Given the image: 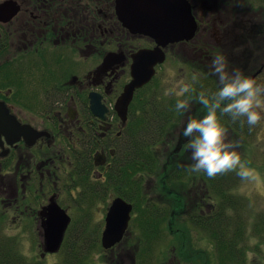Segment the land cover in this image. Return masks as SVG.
I'll return each instance as SVG.
<instances>
[{
	"label": "flooded vegetation",
	"instance_id": "1",
	"mask_svg": "<svg viewBox=\"0 0 264 264\" xmlns=\"http://www.w3.org/2000/svg\"><path fill=\"white\" fill-rule=\"evenodd\" d=\"M12 1L15 8L0 21V103L7 119H14L20 128L17 130L18 126L9 121L12 131L1 138L0 237L12 239L19 245L26 232L39 231L40 239L36 242L41 250L39 261L43 262L62 252L69 230L78 225L90 228V215L99 210H93L94 202L90 201L93 189L99 193L102 189L107 195L101 198L108 201L106 216L113 202L122 199L133 206V220L134 204L117 196L108 180L116 164L126 162L118 160L117 145L124 147L128 126L133 119L142 116L141 90L153 87L159 70L169 62L172 53L176 49L185 50L195 39L170 44L164 49L165 63L156 67V75L149 84L135 91L127 121L123 122L116 104L133 80V57L142 50L155 49L156 42L148 36L132 33L123 25L117 14V0ZM188 1L199 26L195 38L204 39L202 48H197L200 53L207 55L209 52L206 43L209 44L210 38L203 36L212 34L233 53L234 64L239 59L236 55L245 56L248 62L245 74L264 83V61L252 71L261 57L260 50H264V14L261 12L264 8H255L264 7V0H243L244 6L238 0ZM210 1H215L217 8L218 3L224 5L222 8L229 12L228 26L222 27L225 22L221 18L212 26L205 25L200 14L209 23V16L202 11L209 9ZM255 10L260 11L259 18ZM220 11L219 16L224 18L222 9ZM109 56L111 61L104 66ZM165 96L176 101L175 96ZM93 98L99 99L106 110L105 119L94 114ZM184 114L188 120L196 112L189 110ZM181 120L185 128L187 121L183 123V117ZM228 127L230 133H238V125ZM186 154L189 155L190 150H186ZM201 177V190L196 196L199 205L188 209L183 220L198 213L202 228L213 225L210 222L214 221L217 230L221 225L222 192L207 189L205 175ZM231 194L234 206L231 211L236 215L241 213V223L247 231L246 239L240 242L241 248L238 242L235 246V256L223 255L221 238H212L208 232L200 231L197 244L189 241L179 254L176 247L173 249L174 258L164 254L162 260L152 261L148 255L150 251L142 256V249L138 257H146V264H222L224 259L233 257L241 264L264 260V250L255 254L248 244L252 238L250 230L256 223L263 229L260 233L264 232V207L256 206L254 194L248 190L237 187ZM55 206L67 214L70 224L60 251L49 254L45 250V230ZM169 210L174 216L172 209ZM127 233L120 244L106 252L121 246V249L127 247L124 252H130L128 245L135 240L128 239ZM133 264L144 262L140 259Z\"/></svg>",
	"mask_w": 264,
	"mask_h": 264
},
{
	"label": "trees",
	"instance_id": "2",
	"mask_svg": "<svg viewBox=\"0 0 264 264\" xmlns=\"http://www.w3.org/2000/svg\"><path fill=\"white\" fill-rule=\"evenodd\" d=\"M209 75L211 74L209 73ZM209 75L206 74L202 77L199 73L200 80L199 84L196 85L197 90L201 86L212 90L216 89L217 78L215 79L213 75ZM140 96L142 116L133 119L130 126H128V137L124 147L117 145L118 160L124 159L126 162L123 165L118 162L116 164L117 168L112 169L108 175V180H111L113 184L114 193L117 196H123L125 200L134 204L135 212L138 216L135 222L139 226L140 231L143 233L147 231L149 235L150 233L153 235L152 238L159 239L165 228L164 225L171 224V211L168 210L170 206L167 205V200L165 201L164 199L165 196L151 195L149 189L146 188V180L159 177L161 169L163 171L161 174L163 179L161 180L162 186L160 190L166 195L171 186H183L184 181L188 180V176L197 179L200 175H205L204 182L207 183V189L222 192L220 229L218 228L219 231H217L218 229L215 230L218 225L217 222L212 221L210 223L213 225L205 226L203 227L205 230H203L198 213L190 214L189 217L184 218L183 223L188 222V226L192 227L193 230L208 232L212 238H221L223 255L235 256L234 249L237 242L239 248H241L240 242L245 240L247 235L246 227L241 223V213L236 215L231 211L232 207H234L231 204L233 200L231 193L237 187H240L241 178L235 172L216 176L213 179L208 178L204 173L189 174L187 171L189 162L184 146L181 147L179 155L177 151L171 149V152L168 148V152L166 151L164 154L162 152L163 159H161L157 154L156 146L166 141L170 129L178 125L183 115L176 112V101L169 99L165 95L156 94L152 89V85L141 90ZM192 105L195 104L192 103ZM193 111L197 113L198 110L194 109ZM222 122L231 128L238 125V135L241 137L247 135L249 138H253L258 131L256 127L251 129L247 126L246 119L243 123L240 121L232 122L229 117L225 116L222 117ZM181 139H183L182 143L185 139L187 140L186 137ZM162 164L163 166L161 167ZM201 176L200 178H202ZM216 185H219L217 189ZM106 196L102 189L100 193L93 189L90 192V201L94 202L101 198L104 199ZM238 200L243 199L238 198ZM157 204H161L164 207ZM238 217H240V221H237ZM91 229L82 228L78 225V228L69 230L66 241L63 244V262L61 264H90L92 254L98 250H103L100 242L101 232L98 230L92 231ZM255 229L260 232L263 231L262 227L257 226V224ZM167 235L169 234L167 233ZM233 258L224 259L222 264H241L240 260ZM0 264H43V262L28 261L20 253L18 244L12 239L0 237Z\"/></svg>",
	"mask_w": 264,
	"mask_h": 264
},
{
	"label": "rangeland",
	"instance_id": "3",
	"mask_svg": "<svg viewBox=\"0 0 264 264\" xmlns=\"http://www.w3.org/2000/svg\"><path fill=\"white\" fill-rule=\"evenodd\" d=\"M7 1V0H0V3ZM238 2H242L241 5L244 6L246 2L243 0H238ZM224 4V2H222ZM245 3V4H243ZM215 1L209 2V9L207 8L206 11H202L203 13H206L209 16V23L207 22V18L201 16L205 20L206 26H212L216 23V21L224 20L225 23L221 24L224 28L225 25L228 26L229 20L227 21V17L229 12H226L222 6V4L218 3V8L214 7ZM230 5V4H227ZM215 8L218 9V11L215 12ZM255 8H264V7H257ZM222 9L224 18L222 16H219L220 10ZM260 10V9H258ZM208 11V12H207ZM231 11V10H230ZM264 14V11H261ZM255 16L259 18L260 11L255 10ZM255 17V20H258ZM219 18H221L219 20ZM216 20V21H215ZM215 21V23H214ZM228 23V24H227ZM211 29V28H210ZM210 31V30H209ZM205 38H210L208 40L209 44L206 40V49H208L207 55H203V52L200 53V49L202 48V41L204 40L201 38V36L195 38V40L190 44L189 47L185 48V50L179 51L176 49L170 59L169 62L159 70V73L157 75V78L154 82V85L152 89L156 92V94L165 95V92L167 89L172 88L174 86H177L180 81L184 82H190L191 77L195 73H200V75L203 77L206 74H211V61L213 57L216 54H223L227 60H228V68L229 70L238 68L244 73H246L247 68V60L245 59V56H239V59L234 64L233 60V53L228 52L226 50V44L222 43L221 41H216V37L212 34H206L203 36ZM204 43V42H203ZM199 50H198V49ZM257 51V50H256ZM257 54L259 51L256 52ZM261 57L256 60L254 67L252 66V71L255 68H259V65L264 61V50H260ZM254 68V69H253ZM246 69V70H245ZM251 71V69L249 70ZM212 76V75H209ZM215 77V76H214ZM216 79V77H215ZM217 81V79H216ZM174 96V95H169ZM176 98V97H175ZM195 105L191 104L190 111H193L194 109H197V113L195 115L191 114V116H202L204 114V109L201 105H199L196 102H192ZM180 123L174 127H172L169 131V134L166 138V141L163 143L161 142L159 145L156 146L157 154L160 156L161 159L164 152H168L169 150L172 152L177 151V154L179 155L181 152V145L185 143V141L182 143L184 137L183 131L184 128ZM187 121V118L185 117V114L183 116V123ZM224 125L227 126V124L224 123ZM264 120L261 121L260 124L256 125V130L258 129L257 133L254 134L253 138H249L247 135L241 137L239 132L237 134H234L233 132L230 133V130H228V139L229 140H235L240 142V147L237 149L240 154L242 160L249 163L250 168L254 169L253 172V179L250 181H242L243 183L240 184L239 189H245L254 194L255 204L256 206H260L261 208L264 207ZM254 127V128H255ZM169 148V150H168ZM172 149V150H171ZM163 152V154H162ZM189 164L187 167L193 163L191 159V151L190 154L186 156ZM168 162V161H167ZM163 164L161 165V167ZM162 172L160 169V175L159 177H154L152 179L146 180V188L149 189V192H151V195L154 196H165V201L167 200V205L170 206L172 209V212H174V216H170V225H164L165 230L163 229V233L161 235V238H152V234L150 235L145 231L144 233L140 231L139 226L136 224L135 220L138 218L137 214H133V221L130 222L129 227V233H127L128 239H133L135 242L128 245L130 252H124V247L121 249L113 250L112 252H106L104 250H98L94 252L90 258V264H133L135 261H139L140 259L143 260L144 264L145 260L147 259L144 257V259L139 256V250L142 249V256L145 254V252H149V258L153 260H162L164 254L170 255L172 258L174 253L173 249L176 247L177 254H179L186 245H188V242L191 241L192 243H196L200 240L199 231L193 230L192 227H189V223H183V215H186V212L188 209L199 205V201L196 198L198 195V191L201 190V180L200 176L197 177V179L193 178L192 176H188V180L184 181L183 186H176L173 185L169 188V191L166 195L160 190L162 184L161 180ZM178 185V184H177ZM242 186V187H241ZM163 193V195H162ZM161 201V200H160ZM93 202V201H92ZM108 201L104 202L102 199H98L94 201L93 210L94 208H99V210H95L90 215V228H92V231H100L102 235V231L104 229V219L106 216V206ZM160 206H163L161 204H157ZM164 207V206H163ZM169 210V209H168ZM170 211V210H169ZM168 211V212H169ZM257 218V216H256ZM259 220H261L259 218ZM257 222V219L255 220ZM257 224V223H256ZM256 226V225H255ZM250 235H252V238L250 239L249 246L250 248L254 249L255 254L260 253V251L264 250V232L260 233V231L256 230L255 228L250 230ZM39 231L34 230V233L32 230L26 232L19 240V251L23 256L29 257L28 261H35L41 259V250L37 246L36 240L40 239V235L38 234ZM167 233L169 235H167ZM150 236V238H149ZM169 238V239H168ZM193 238V239H192ZM199 239V240H197ZM193 240V241H192ZM186 241V242H185ZM101 242V237H100ZM186 244V245H185ZM183 245V246H181ZM141 246V248H140ZM187 248V247H186ZM103 249V248H102ZM113 253V254H112ZM116 256V257H115ZM145 256V255H144ZM115 257V258H114ZM63 254L62 252L55 256H50L48 258L43 259L44 264H61L63 262ZM261 261L256 260L255 264H264L263 258L260 259ZM155 262V261H154Z\"/></svg>",
	"mask_w": 264,
	"mask_h": 264
},
{
	"label": "water",
	"instance_id": "4",
	"mask_svg": "<svg viewBox=\"0 0 264 264\" xmlns=\"http://www.w3.org/2000/svg\"><path fill=\"white\" fill-rule=\"evenodd\" d=\"M116 3L117 14L123 25L132 33L152 38L157 44L155 49L142 50L133 57V80L126 86L116 104L117 112L122 121L126 122L128 108L135 91L149 84L156 75V67L165 63L164 49L170 44L194 40L199 26L188 0H117ZM15 6L12 0L1 3L0 21L3 15H7ZM110 61L109 56L103 63L104 66ZM92 109L96 116L105 119L106 110L100 105L99 99L93 98ZM3 111V105L0 103V146L2 136L9 135L12 131L9 121L14 122V119H7ZM15 126H18L17 130L20 128L17 123ZM16 131L15 136L18 134ZM55 208L50 212L45 230V250L49 254L60 251L70 224L67 214L58 206ZM132 212L133 206L124 200L116 199L113 202L106 216L105 229L101 237V246L104 251L112 250L122 242L129 229Z\"/></svg>",
	"mask_w": 264,
	"mask_h": 264
},
{
	"label": "clouds",
	"instance_id": "5",
	"mask_svg": "<svg viewBox=\"0 0 264 264\" xmlns=\"http://www.w3.org/2000/svg\"><path fill=\"white\" fill-rule=\"evenodd\" d=\"M211 75L217 78L215 90L202 86L197 90L200 77L195 73L190 82L180 81L165 92V95L176 97L178 114L188 112L193 101L205 110L200 117L190 116L183 131L187 138L185 149L191 151L193 161L187 171L189 174L204 173L210 179L235 172L242 181H250L254 169L242 160L237 150L240 142L228 139V128L222 117L241 123L246 119L250 128L260 124L264 120V83H258L238 68L229 70L223 54L213 57Z\"/></svg>",
	"mask_w": 264,
	"mask_h": 264
}]
</instances>
